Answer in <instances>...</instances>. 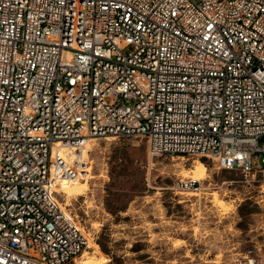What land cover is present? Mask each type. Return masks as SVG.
Returning a JSON list of instances; mask_svg holds the SVG:
<instances>
[{
  "label": "built area",
  "instance_id": "built-area-1",
  "mask_svg": "<svg viewBox=\"0 0 264 264\" xmlns=\"http://www.w3.org/2000/svg\"><path fill=\"white\" fill-rule=\"evenodd\" d=\"M134 137L264 172V0H0V264H75L56 190Z\"/></svg>",
  "mask_w": 264,
  "mask_h": 264
},
{
  "label": "rangeland",
  "instance_id": "rangeland-1",
  "mask_svg": "<svg viewBox=\"0 0 264 264\" xmlns=\"http://www.w3.org/2000/svg\"><path fill=\"white\" fill-rule=\"evenodd\" d=\"M88 157V190L68 201L58 196L88 238L83 251L103 264H264V172L246 176L207 158L150 157L136 137L93 139ZM198 162L205 178L195 190H180Z\"/></svg>",
  "mask_w": 264,
  "mask_h": 264
},
{
  "label": "bare ground",
  "instance_id": "bare-ground-1",
  "mask_svg": "<svg viewBox=\"0 0 264 264\" xmlns=\"http://www.w3.org/2000/svg\"><path fill=\"white\" fill-rule=\"evenodd\" d=\"M93 139H91L89 142H91ZM86 150H89V143L86 146ZM86 152H84V156ZM192 175H191V180L194 181H199L205 178L206 176V166L204 165V163L202 162H198V164L195 166V168L191 171ZM83 182H80L78 179L77 180H73V181H69V182H62L59 185V188L56 190V192L58 193V195H61L62 197H64V200H69L71 197H76V196H82L85 191L88 190V184L87 181L89 178H93L92 176L84 175L83 176ZM191 195L193 196H197L198 193L197 192H191ZM217 200V199H216ZM68 203V202H65ZM218 205H221L220 202L217 201ZM67 205V204H66ZM85 238H86V247L88 246V238L86 237V235L84 234ZM178 242V241H177ZM179 245V243H177ZM85 247V248H86ZM221 259V255H219L216 258V261H214V263H218V261H220ZM106 260L101 259V258H97L94 255H90L88 252L83 251L81 253V255L76 259L75 264H103ZM250 263V262H249ZM252 264V263H251Z\"/></svg>",
  "mask_w": 264,
  "mask_h": 264
},
{
  "label": "trees",
  "instance_id": "trees-1",
  "mask_svg": "<svg viewBox=\"0 0 264 264\" xmlns=\"http://www.w3.org/2000/svg\"><path fill=\"white\" fill-rule=\"evenodd\" d=\"M124 161L121 159V158H119V160H118V165H121L122 163H123ZM102 249H103V247H102Z\"/></svg>",
  "mask_w": 264,
  "mask_h": 264
}]
</instances>
